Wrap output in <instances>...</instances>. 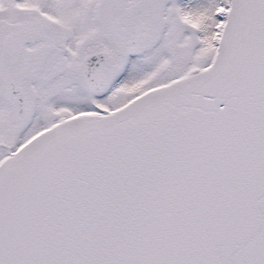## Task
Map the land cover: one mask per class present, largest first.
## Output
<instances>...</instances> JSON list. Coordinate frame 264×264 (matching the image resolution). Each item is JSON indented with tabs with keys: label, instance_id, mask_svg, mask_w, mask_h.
Returning <instances> with one entry per match:
<instances>
[{
	"label": "snow or ice",
	"instance_id": "6c2138e0",
	"mask_svg": "<svg viewBox=\"0 0 264 264\" xmlns=\"http://www.w3.org/2000/svg\"><path fill=\"white\" fill-rule=\"evenodd\" d=\"M0 264H264V0H0Z\"/></svg>",
	"mask_w": 264,
	"mask_h": 264
}]
</instances>
